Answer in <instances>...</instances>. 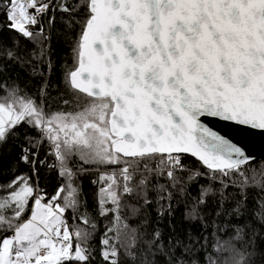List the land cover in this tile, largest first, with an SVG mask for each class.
Wrapping results in <instances>:
<instances>
[{
    "label": "snow or ice",
    "instance_id": "1",
    "mask_svg": "<svg viewBox=\"0 0 264 264\" xmlns=\"http://www.w3.org/2000/svg\"><path fill=\"white\" fill-rule=\"evenodd\" d=\"M0 264H264V0H0Z\"/></svg>",
    "mask_w": 264,
    "mask_h": 264
}]
</instances>
